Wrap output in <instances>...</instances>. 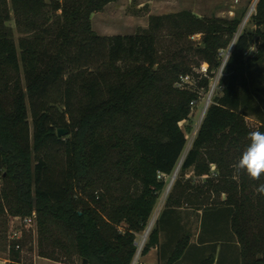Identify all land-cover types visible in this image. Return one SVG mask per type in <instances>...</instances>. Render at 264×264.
<instances>
[{"label":"trees","instance_id":"16d2710c","mask_svg":"<svg viewBox=\"0 0 264 264\" xmlns=\"http://www.w3.org/2000/svg\"><path fill=\"white\" fill-rule=\"evenodd\" d=\"M117 1L0 0V217L35 214L42 259L132 264L187 147L180 123L200 95L182 80L206 64L209 77L222 71L223 94L205 112L142 256L164 234L163 264H264V194L255 191L264 176L234 169L254 131L246 118L264 132V0L255 32L237 35L242 17L181 11L150 17L135 35H98L92 16ZM212 165L218 182L185 180L188 170L210 176ZM222 193L228 202L201 206ZM184 205L202 212L199 246L181 225ZM21 245H11L8 264L21 263Z\"/></svg>","mask_w":264,"mask_h":264},{"label":"rangeland","instance_id":"374dc122","mask_svg":"<svg viewBox=\"0 0 264 264\" xmlns=\"http://www.w3.org/2000/svg\"><path fill=\"white\" fill-rule=\"evenodd\" d=\"M44 1L49 4L53 0ZM255 3L257 5V0H118L115 3L107 5L102 12L94 14L91 18V24L94 32H96L100 36H128L135 35L141 29H147L149 18L152 16H166L170 14H176L181 11H191L197 16L205 18L214 17L222 20H232L236 16L242 17V22L237 34L239 35L243 31H256V28L251 21V17L255 13L256 5L252 14L250 12ZM247 18L248 20L246 22ZM7 25L14 30L15 39L16 41H18L19 38L22 37V35L17 32L15 22L12 20L8 22ZM260 30L264 32V27H261ZM196 38L198 39L200 38V36H197ZM160 42L163 46L166 47L170 45V40L167 37H163ZM253 53L254 52H252V54ZM187 58L190 61H196L195 57H193L192 54L188 55ZM220 58L222 62H225L226 54H224L223 57ZM202 68H206L208 70V65L203 64L202 67L200 69H196L194 75H192L187 80V82L190 83V85H188L187 87V90H197L200 95V99L195 102V106L192 109V114L189 121L180 123V127L184 131L187 139V147L184 154L182 155L180 167L178 166V174L180 172L182 162L191 149L199 128L202 124L205 115H203V113H205V105L210 94L212 93L210 105L212 104L214 98H219L223 94L222 88L219 86L220 79L222 77V71L217 73L214 77H209V74L204 73ZM203 79H209L208 90L199 88V84ZM260 98L264 99V97L262 96ZM246 124L251 130H255L259 126V121L255 117L249 116L246 118ZM172 178H165V182L167 183L168 187L170 186ZM220 178L221 172L216 168L215 165H212L211 167L210 176L198 177L192 170H188L185 173V180L190 181L191 184L194 185V187H204L206 181L209 180L218 182ZM172 186L170 187L169 191H167V187L160 196L146 230L143 233L139 234L136 238V243L138 245L140 244V241L143 240L142 238L153 220L154 225L152 229L155 227L160 213H162L165 209L167 198L172 189ZM228 199L229 195L227 193H222L220 196L211 194L210 199L203 200L202 202H200V204L201 206L211 204L212 202L224 204L228 202ZM182 209L183 210L180 213L185 217V220L189 222V225H186L185 228L191 231L193 236H196V234L200 233V226L198 225V221L195 217L197 211H194L192 207L186 205H184ZM151 230L148 233L146 242L144 243L143 248L141 249V251H139V253V246L137 245V252L134 258L135 260L138 257L136 264H142V251L147 243ZM120 231H123V228H121ZM193 238L194 240H196V237ZM16 242L22 243L20 248V264H65L38 257V236L35 225L28 226L25 221L19 217H0V261L5 262L6 264L9 263L8 259L10 258V247L13 243ZM75 264L81 263L76 261Z\"/></svg>","mask_w":264,"mask_h":264},{"label":"clouds","instance_id":"9594fccd","mask_svg":"<svg viewBox=\"0 0 264 264\" xmlns=\"http://www.w3.org/2000/svg\"><path fill=\"white\" fill-rule=\"evenodd\" d=\"M234 169L237 175L242 172L252 180H259L264 176V132L254 130L248 133V143L235 162ZM255 191L264 194V183Z\"/></svg>","mask_w":264,"mask_h":264},{"label":"crops","instance_id":"0c3cea01","mask_svg":"<svg viewBox=\"0 0 264 264\" xmlns=\"http://www.w3.org/2000/svg\"><path fill=\"white\" fill-rule=\"evenodd\" d=\"M183 209H179V212H181ZM161 214V213H160ZM160 216V215H159ZM202 216V212H196V219L198 221V225L200 226V217ZM180 219H181V225L186 227V225H189L186 220H185V217L180 213ZM194 218V217H193ZM189 219V218H188ZM191 219V218H190ZM200 234V233H199ZM199 234H196V236H193V237H196V240H194V238L192 237V245H196V246H199L197 243H198V240L197 238H199ZM138 236V235H137ZM166 244V238H165V235L164 234H161L160 235V246L159 247H156V248H153L150 250L149 254L146 255L145 257H143V261H142V264H163L164 260H160V250L162 248V246ZM0 264H6L5 262L3 261H0Z\"/></svg>","mask_w":264,"mask_h":264},{"label":"built area","instance_id":"2783aa9c","mask_svg":"<svg viewBox=\"0 0 264 264\" xmlns=\"http://www.w3.org/2000/svg\"><path fill=\"white\" fill-rule=\"evenodd\" d=\"M231 50H232V47H230L228 50H222V51H220V57H223V55L224 54H226V60H225V62H223V65H225V63L227 62V59L229 58V55H230V53H231ZM252 52H254V49H252L251 51H250V53H252ZM202 70L204 71V73H207V69L206 68H202ZM190 77H186L185 79H183L182 81L185 83V84H187V85H190V83L189 82H187V80L189 79ZM195 102H197V101H195ZM195 102H193L192 104H191V106H192V108L195 106ZM205 113H203V115H204ZM203 117V116H202ZM158 178H161V176H159ZM24 221H25V223L28 225V226H33V225H35L36 226V223H35V214H33V216L32 217H29V218H26V219H24ZM138 245V244H137ZM17 249H19V247H17ZM138 258V257H137ZM137 258L134 260V262H132V264H136L137 262Z\"/></svg>","mask_w":264,"mask_h":264},{"label":"bare ground","instance_id":"6f19581e","mask_svg":"<svg viewBox=\"0 0 264 264\" xmlns=\"http://www.w3.org/2000/svg\"><path fill=\"white\" fill-rule=\"evenodd\" d=\"M257 2H258V0H257ZM255 5H256V3L254 4V6L252 7V10L250 11L251 14H252V12L254 11ZM251 14H250V15H251ZM250 15H249V16H250ZM249 16H248V17H249ZM247 20H248V18L246 19V22H247ZM211 98H212V93L210 94V96H209V98H208V100H207V102H206L204 112H206V110H207L208 107L210 106ZM177 175H178V171H176V173L173 175V178H172V180H171V182H170V186L168 187V190H167V191H169V189H170V187L172 186V184H174V182H175V180H176V178H177ZM153 219H154V218H153ZM153 225H154V220L151 222L149 228L147 229L146 233L144 234V236H143V238H142L143 240H141V241H140V244L138 245V246H139L138 253H139V251H141V249L143 248V245H144V243L146 242V237L148 236V233H149L150 230L152 229Z\"/></svg>","mask_w":264,"mask_h":264},{"label":"water","instance_id":"95a60500","mask_svg":"<svg viewBox=\"0 0 264 264\" xmlns=\"http://www.w3.org/2000/svg\"><path fill=\"white\" fill-rule=\"evenodd\" d=\"M66 134H67V131H65V130H58V133H57L58 137H63ZM179 167H180V165H179ZM179 167L177 168V170L179 169ZM176 171H175V173H176ZM136 245H137V243H136ZM84 264H86V262Z\"/></svg>","mask_w":264,"mask_h":264}]
</instances>
